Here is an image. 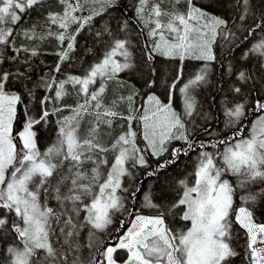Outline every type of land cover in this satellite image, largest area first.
<instances>
[{"label": "snow or ice", "instance_id": "6c2138e0", "mask_svg": "<svg viewBox=\"0 0 264 264\" xmlns=\"http://www.w3.org/2000/svg\"><path fill=\"white\" fill-rule=\"evenodd\" d=\"M39 0H0V44L8 43V38L12 35V29H5V23L16 24L21 19V14L27 8L32 7ZM143 6L146 0H139ZM65 5L64 13L50 14L52 23H59L60 28L67 29L71 23H79L80 28L90 22L91 17L81 18L75 16L80 7L79 0L75 5L69 0H61ZM189 10L185 14H171L167 24H162L159 17L162 13L159 5L152 9V14L157 17L152 35L160 34L161 41H165L163 30L175 34L174 42L157 43L153 51L160 52L165 56H179L182 60L186 54H191L196 59L214 60L211 52V43L204 39L207 33L204 31L207 24H200L205 17V13L192 5V0H188ZM247 11L248 0H240ZM138 13H143V7L137 9ZM239 19L244 20L241 15ZM213 39L216 36V28L226 23L219 18H211ZM197 25H200L197 28ZM80 28L77 29L79 32ZM255 29H264V18L255 25ZM255 29H249L248 35H252ZM111 35L109 29H105ZM195 32L193 37L191 33ZM49 35H53L49 33ZM102 33H97V36ZM57 39L63 43L65 39L70 42L67 50L61 53V62L68 58L69 52L74 48L75 35L67 36L61 32ZM247 39V37H245ZM127 41L124 39H113V44L105 53L101 62L95 64L83 76H69L66 80L60 81L56 90V98L64 95L65 84L71 83L79 85V92L84 94L83 103L78 105L75 116L66 120L60 128L57 142L49 147L44 153L38 151L35 142V132L33 126L47 120L49 112L42 110L38 118L29 117L21 132L18 133L22 140L23 148L17 153L12 137V120L15 115V103L19 97L16 95H6L3 91L5 82L8 80V73L0 74V208L7 211L0 215V233L12 232L18 244L10 245L6 248L9 254V264H65L66 258L53 247L50 237L55 234L53 223L59 226V234L63 237V243L69 251H74L75 238L84 223L80 220L81 212H84L83 221L91 226V229L103 231L112 223L110 212L123 207L122 199L117 193L121 188V177L128 174L125 164L128 162L135 166L146 165L143 151L135 143V133L129 129L125 134L119 136L111 149L100 146L95 139V128L89 133L91 138L79 140L76 127L72 126V121H77L82 114L87 111V106L91 101H95V108L101 109L100 97L104 92V86L89 94V85L95 84L96 79L111 78L114 74L128 68L126 62L131 56L127 50ZM249 53H258L264 57V37L253 44L252 48L244 54L247 58ZM122 56L124 63H120L115 57ZM151 58V57H149ZM231 72V66H229ZM56 71H60L59 64ZM258 71L264 72V64L258 66ZM238 81H247L254 77L250 72L239 71ZM264 78V77H262ZM205 79V72L202 70L195 75L193 80L181 89L186 94L185 115L191 116L194 103L187 97L189 86L196 85ZM51 88L52 84L47 85ZM175 87V84L171 86ZM233 93L239 94L240 87L233 86ZM48 97L41 101L43 104ZM150 101H155L160 111L165 115L162 120L148 123L149 117L145 116L144 139L148 141V147L152 150L153 156H160L167 151V142L174 139L187 141L185 134V124L181 117L172 111L171 105H161L155 96L149 97ZM7 101V106L3 103ZM225 103H228L225 97ZM256 108L264 111V101L257 100ZM226 114L229 117L239 119L244 115V105L235 104L228 108ZM101 115L115 116L116 113L106 111L96 112L97 121ZM130 121L132 117L128 118ZM110 123L111 121H107ZM78 126V124H77ZM242 131V130H241ZM239 133H234L230 146L224 149L220 155L223 167H218L215 156L212 153L202 152L199 166L196 170L195 185L188 187L185 181H180L183 185V194L178 201L166 209L162 203L154 204L151 198L146 195L145 200L150 207L158 210V215L144 217L137 215L132 226L127 233L119 238L118 243L109 244L103 247L102 252L97 250L96 255L89 258L88 264H119L114 256L118 249L127 250L128 256L124 264H228V258L235 255L227 241L230 235L231 224L228 220L229 210L232 207L233 188L227 180H221V175L225 171H230L243 177L241 187L247 181L264 180V117L260 118L259 127L253 128L250 138L236 139ZM220 144L229 141H219ZM201 148L207 147L205 144ZM192 145H188L191 149ZM188 149H173L172 159L158 165L154 171L167 167L170 163H175L181 152L187 153ZM117 153L115 162L111 170L107 172L106 178L101 182L104 173L101 166L107 164L104 154L107 152ZM87 162H92L90 174L82 170ZM12 171L6 179L9 168ZM66 169V171H61ZM154 172L148 173L153 175ZM36 177H39L37 182ZM58 177L52 187L55 198L59 201L60 211L56 212L51 207L41 204L40 193L43 190L49 192V185L52 178ZM31 185V187H30ZM66 189V191L64 190ZM98 189V190H97ZM139 191V189H137ZM135 196V193H132ZM163 200L164 196L158 198ZM184 206L185 210L181 216L184 221H190L191 227L187 231L175 232L165 224L166 216L172 209ZM14 213L16 219H10V214ZM252 213L241 207L236 215V220L244 227L249 234L248 248L253 260V264H264V249H257L255 244L264 243V224L256 225L252 223ZM95 249V245H91ZM42 250L46 255L42 260L37 257V251ZM72 264H81L74 259Z\"/></svg>", "mask_w": 264, "mask_h": 264}, {"label": "rangeland", "instance_id": "374dc122", "mask_svg": "<svg viewBox=\"0 0 264 264\" xmlns=\"http://www.w3.org/2000/svg\"><path fill=\"white\" fill-rule=\"evenodd\" d=\"M107 1L111 4L96 14L87 16L91 17V20L82 28L79 23H71L67 29L60 28L59 23H52L50 14L62 16L64 13L65 5L61 3V0H39L38 3L27 8L21 14V19L16 24L5 23L3 25L5 29H12V35L8 38V43L0 44V74L8 73L9 75L3 89L4 93L19 97L14 105L16 108V104H19L16 136L23 130L29 117L38 118L42 110H47L49 112L47 120L34 125L32 129L36 134L37 149H47L51 135L48 128L52 117L53 121L54 118H62L65 121L71 114L70 120L75 116L73 112L78 110V103L84 102L81 98L90 99V96L85 97L80 92L78 95L73 93L69 86L71 83L65 84L64 95L56 98L59 84L55 80L56 75L59 74L58 76L64 78L63 80L69 76L83 77L92 66L103 60L105 53L110 50L114 38L124 39L128 42L127 50L131 53L132 62H127L130 66L114 74L111 78L98 77L95 84L89 85L90 94L103 84L104 92L99 100L102 107L97 110L96 102L91 101L87 106V111L84 112L85 115H82L78 122L72 121V124L76 127L77 135L81 140L87 139L90 136L89 133L95 128L96 142L101 145L100 140L103 139L104 134L106 132H108L107 135L110 134V131L107 130L108 126L119 130L121 128L120 120H125L126 125L122 131H119V136L131 129L136 134L135 139L150 153L154 161H161L164 158L171 159L173 158V149H186L185 146L194 144V148L188 150L186 154L181 152L175 163L169 165L171 176L176 178L178 191H175L173 196L178 201L184 190L180 181H185L188 187L195 185V173L202 152L214 154L217 166L223 167V161L217 154H222L226 147L235 143V140L231 139L234 133H239L236 139L250 138L254 126L258 128L260 118L264 117V111H260L256 115L252 114L254 110L252 105H256L257 100L264 101V78H262L264 72L258 71V66L264 64V57L258 53H249L246 59L243 58L253 44L264 37V29H255V25L264 18V0H248L247 11L244 10L240 0H192L191 6L199 8L206 14L200 24L208 25L204 29L207 33L204 39L211 43V52L215 57L211 61L196 59L191 54H186L181 60L179 56H165L160 52L153 51L157 43L163 45L165 41L174 42L175 34L169 33L166 29L163 30L165 41H161L159 32L156 35L151 34L157 19L152 14V9L159 5L164 13L159 17V20L162 24H167L168 13H187L190 8L188 0H146L143 6L139 0H126V5L124 0ZM80 2L89 4L90 0H79ZM69 3L75 5L77 0H69ZM140 7H143V13H138L137 9ZM127 11H129V17L126 16ZM122 12H126V15L123 13L126 17L120 15ZM241 15L245 16L244 20L239 19ZM213 17L226 21L224 25L216 28L215 39H213L212 33L211 18ZM199 26L197 25V28ZM78 28H80L79 32H77ZM105 29H109L112 34L109 35ZM249 29H255L250 36L248 35ZM61 32H64L66 37L75 35L74 48L63 62H61V53L67 50L70 41L65 39L61 43L57 39ZM49 33L53 35H49ZM97 33H102V35L97 36ZM191 35L195 37L196 33L193 32ZM115 59L120 63L125 62L124 57L119 55ZM58 64L62 71H56ZM229 66H231V72L228 70ZM202 70L205 72V79L198 82L196 88L195 85H191L187 90V97L192 99L194 107L192 115L186 116V94L181 89ZM239 71L250 72L254 78L238 81L236 74ZM125 77L137 80L130 83L126 81ZM152 81L157 82L154 88L150 89L154 93L147 91L149 86L146 82L152 83ZM49 84H52L51 88L47 87ZM173 84H175L174 88L171 87ZM233 86L240 87L241 92L233 93L231 91ZM79 88L80 86H78V91ZM135 88L139 89V94L130 100V94ZM157 91L160 92V95L155 94ZM122 93H125V96L128 95L126 101L121 96ZM150 96H155L161 105H171L172 111L179 115L184 122L185 134L188 136L187 141L174 139L167 142L165 145L167 151L158 157L152 155L148 141L144 139L145 120L143 118L149 117L148 123L151 124L153 117L156 121H160L165 114L160 111L155 101L149 100ZM45 97L48 99L42 104L41 101ZM225 97L228 99L227 104ZM76 102L78 103L75 105ZM3 103L7 106V101H3ZM238 103L244 105V115L239 119L229 117L226 114L227 109ZM72 105H75L74 108ZM97 111L101 113L110 111L116 115L111 117L101 115L100 120L97 121ZM246 112L249 114L248 117H245ZM129 117H132L131 121L128 119ZM109 120L110 123L107 122ZM58 130L59 126H55L54 132ZM113 132L115 131L111 130L108 139H111ZM222 140L229 141V143L220 144L219 141ZM19 142L20 146L18 147L21 152L23 144L20 138ZM202 143L207 147L201 148ZM89 166L90 162H87L82 170L86 171ZM11 171L12 168L6 174V179ZM225 172L231 173L230 171ZM126 177L123 176V182ZM221 180L225 179L221 178ZM64 190L66 191V189ZM152 198L156 204L160 203L153 196ZM152 209L146 211L141 207L134 206L127 220L120 224L115 221L113 225H110L107 229V245L118 243L119 238L123 237L132 226L137 215L144 217L158 215V210ZM178 210L179 208L169 219L170 224L166 226L175 232L178 226L183 227V231H187L191 227V222L183 221L180 218L185 207L182 206L181 210ZM84 215L85 213L81 212L80 220L85 225L82 230H91V226L83 221ZM255 247L264 249V243L259 242V237ZM261 255H264V252ZM85 256L86 251L79 248L76 252V259L81 261ZM114 256L119 264H124L128 253L127 250L118 249ZM228 264H239V261L237 258L229 257Z\"/></svg>", "mask_w": 264, "mask_h": 264}, {"label": "trees", "instance_id": "16d2710c", "mask_svg": "<svg viewBox=\"0 0 264 264\" xmlns=\"http://www.w3.org/2000/svg\"><path fill=\"white\" fill-rule=\"evenodd\" d=\"M124 3L126 5V0H124ZM109 4L111 3L107 0H90L89 4L85 2H80L81 7L73 14L81 18L91 16V14H96L98 11L105 8ZM123 13H125L126 15V12H122L120 15L125 16ZM126 16L129 17V11H127ZM126 62H132L131 58L129 57ZM60 71H62L61 66H60ZM133 73L136 74L135 72ZM58 75L59 74H57L55 77L57 83L63 81L64 79ZM136 80L137 79H135V81ZM156 83L157 82L153 81L152 88H154ZM197 85L198 83L195 85V88ZM69 86L71 87L72 92L78 95L79 85L74 86L73 84H71ZM36 89L39 90V88ZM121 96L125 99V101L127 100L125 98V93H122ZM126 96L128 97V95ZM81 100L84 101V98H81ZM77 103L78 102H76L75 105ZM78 104H81V101ZM74 106L72 105V108H74ZM18 107L19 104H16L15 115L12 120V133L14 135L13 143L16 144V150L19 155L20 150L18 146H20V142L18 136H16L17 125H18V117H17ZM75 113L76 112H73V114ZM82 115L85 114L83 113ZM70 116L71 114L66 120H69ZM65 121H63L62 118H58V119L54 118L53 121V117H52V121L50 122L48 128L51 133L49 137L48 148L57 142L60 134V128ZM73 125L74 124H72V126ZM120 125L121 128L119 130L113 129L111 126H108L107 130L110 131V134L107 135L108 132L104 134L105 136L103 137V139L100 140L102 142L100 145L101 147L106 149H111L112 145L115 144V142L119 138V133H120L119 131H122L123 127L126 125L125 120H120ZM55 126H59V130L57 132H54ZM111 130L115 132H113V136L111 137V139H108L109 136L111 135ZM77 137L79 140H81L78 135ZM89 138H91V136L87 137V139ZM135 143L143 151V155L146 160V165L139 167L138 164L132 166L131 162L126 163L125 168L128 170V174L125 175L127 176L126 180L124 179L125 182H123V177H122L121 188L117 189V193H116L119 197H121L123 207L120 208L119 210H114L110 212L112 219L111 224H109L103 231L94 230V229L83 231L82 228H80L79 233L75 238V243L73 245L74 251H69L67 246L63 243V237L59 234V226L53 223L55 234H53L50 237V241L53 247L56 248L61 253V255L66 258L65 264H72L73 260L76 259V252L78 251L79 248L86 251L85 258L80 261L81 264H88L89 258L93 255H96L97 250L102 252L103 247L107 245L108 243L107 229L110 225H113L115 221H118L120 224L123 223V221L127 220L131 215L134 206L141 207L146 211L151 210L153 208L150 207L148 205V202L145 200L146 195H148L151 198L152 203L154 204L156 203L154 202L152 196L155 199H157L160 203L164 205L165 210L171 208V205L177 202L176 198H174L173 196L174 192L178 190L176 187V178L172 177L170 173L169 165L171 163L168 164L167 167L161 168L159 171H154L155 169H157L159 164L171 160L172 158L171 159L164 158L161 161H154L150 153L143 147L141 143H139L138 140L135 139ZM185 147L186 149H188L187 146ZM194 147L195 146L193 144L192 148ZM47 149L40 148L38 149V151L43 153ZM116 154L117 153L111 151L104 154V157L107 159V164L101 166V172L104 173L101 182L106 177L107 172L110 171ZM92 167H94V165L92 164V162H90V166L86 170L89 174ZM10 169L11 167L8 169V172L6 174L9 173ZM61 171H66V169H62ZM150 172H154V174L148 175V173ZM57 178L58 177L52 178V182L49 185L48 193H45L43 190H41L40 199L42 205L51 207L56 212H59L60 204L59 201L55 198L56 196L55 192L52 191V187L56 183ZM221 178L227 180L233 188L232 207L229 210V217H228V220L231 224V228H230V235L226 241L229 243L231 249L235 253V255L231 257L237 258L239 264H253L250 250L248 248L249 234L247 230L244 227H242L241 224L236 220V215L238 210L241 207H244L249 212L252 213V217H251L252 223L256 225L264 224V180L257 179L256 181H247L244 183L243 187H241V181L243 180V177L239 176L238 174H234L232 172L231 173L224 172L221 175ZM36 180L38 182L39 177H36ZM137 189H139V191H137ZM132 193H135V196H133ZM161 196H164V199L162 201L158 199ZM176 196L178 197L177 192H176ZM173 200L174 202L171 203V201ZM181 208L182 206L179 207L178 211H180ZM152 210L155 211V208H153ZM6 211H7L6 209L0 208V215H3ZM175 211H177V208L172 209L171 212L167 213L165 220L166 225L170 224L169 219L172 217ZM10 219H16L14 213L10 214ZM176 228H177L176 230L177 233L183 231V227L178 226ZM18 243L19 242L15 240L14 233L12 232L0 233V264H9L8 261L9 254L6 252V248L10 245L18 244ZM91 245H95V249L91 247ZM45 255L46 253H44L42 250L37 251V257L39 258V260H42Z\"/></svg>", "mask_w": 264, "mask_h": 264}, {"label": "crops", "instance_id": "0c3cea01", "mask_svg": "<svg viewBox=\"0 0 264 264\" xmlns=\"http://www.w3.org/2000/svg\"><path fill=\"white\" fill-rule=\"evenodd\" d=\"M126 78V81H128V82H130V83H134L135 82V79L134 78H131V77H125ZM125 81V82H126ZM139 87V86H138ZM147 89V88H146ZM151 89V88H150ZM153 90H155V89H153ZM147 91L148 92H152V93H154L153 91H149L148 89H147ZM157 92H159V91H157ZM139 94V89L138 88H135L134 89V91H132V94H130L131 96H130V100H133L135 97H136V95H138ZM156 94V93H155ZM127 96H125V98H126Z\"/></svg>", "mask_w": 264, "mask_h": 264}, {"label": "flooded vegetation", "instance_id": "af4514ba", "mask_svg": "<svg viewBox=\"0 0 264 264\" xmlns=\"http://www.w3.org/2000/svg\"><path fill=\"white\" fill-rule=\"evenodd\" d=\"M147 84H148V86H149V91H150V88H152V85H153V81H152V83L151 82H147ZM156 94L157 95H160V92H156ZM252 108H254V110L252 111V114H258L259 112H260V110H257V108H256V105H252ZM249 116V114H248V112H246L245 113V117H248Z\"/></svg>", "mask_w": 264, "mask_h": 264}]
</instances>
